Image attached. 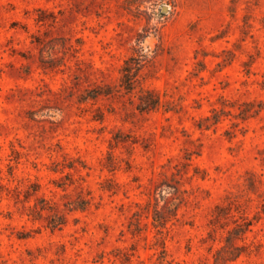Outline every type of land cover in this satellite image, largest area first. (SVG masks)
Returning a JSON list of instances; mask_svg holds the SVG:
<instances>
[{
    "label": "rangeland",
    "instance_id": "374dc122",
    "mask_svg": "<svg viewBox=\"0 0 264 264\" xmlns=\"http://www.w3.org/2000/svg\"><path fill=\"white\" fill-rule=\"evenodd\" d=\"M0 184V264H264V0H0Z\"/></svg>",
    "mask_w": 264,
    "mask_h": 264
},
{
    "label": "trees",
    "instance_id": "16d2710c",
    "mask_svg": "<svg viewBox=\"0 0 264 264\" xmlns=\"http://www.w3.org/2000/svg\"><path fill=\"white\" fill-rule=\"evenodd\" d=\"M123 77H122V86L127 89L131 90L132 89V84H133V77H135V73L133 72V69L131 66L126 65L123 68ZM104 86L97 84L95 87L87 88L86 92L81 94L80 101L85 102L90 99H97L99 96L102 94L106 93V90H104ZM151 98H147L146 100H141L146 107H154L156 105V102L151 100ZM97 119H102L101 115L95 116ZM72 167V166H69ZM3 184H0V187H3ZM17 188V187H16ZM38 186H31V188H28L26 190L27 195L25 196V199H21V202H27L29 201L30 195L33 193L38 192ZM19 191V190H18ZM20 193V191H19ZM18 197V196H17ZM20 201V200H19ZM88 204V201L85 200L82 197H79L75 201L68 202L65 204L69 210H76V209H85ZM27 215L32 219V220H41L44 219L46 220V227L50 228L51 230H55L58 228H61L67 223V217L64 213L60 212L58 207L52 202H50L48 199L42 196H38L36 198V202L34 205H28L27 207ZM23 235V234H22ZM28 235V233L24 234ZM24 235L22 237H24ZM231 237L228 239V246L233 247L232 240H230ZM233 249H238L233 248ZM239 250V249H238ZM239 253L237 252L235 254V257H237Z\"/></svg>",
    "mask_w": 264,
    "mask_h": 264
}]
</instances>
